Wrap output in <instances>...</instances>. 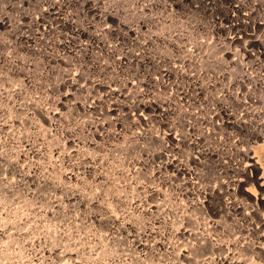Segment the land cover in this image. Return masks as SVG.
<instances>
[{
    "label": "rangeland",
    "instance_id": "obj_1",
    "mask_svg": "<svg viewBox=\"0 0 264 264\" xmlns=\"http://www.w3.org/2000/svg\"><path fill=\"white\" fill-rule=\"evenodd\" d=\"M178 2L213 46L232 2L264 33V0ZM89 22L77 0H0V264H264L262 138L234 139L224 64L174 77Z\"/></svg>",
    "mask_w": 264,
    "mask_h": 264
},
{
    "label": "built area",
    "instance_id": "obj_2",
    "mask_svg": "<svg viewBox=\"0 0 264 264\" xmlns=\"http://www.w3.org/2000/svg\"><path fill=\"white\" fill-rule=\"evenodd\" d=\"M181 0H77L83 15L94 22L85 27H103L122 31L130 43L156 47L157 62L172 63L174 77H193L196 66L224 64L221 71L225 94L234 95L236 111L226 106V120L235 126L234 139L255 143L264 137V33L256 32L237 3L232 2L224 15H216L212 30L220 43L207 40L206 24L177 8ZM215 25V23H214ZM208 30V29H207ZM210 39V38H209ZM216 48V50H215ZM225 55V56H223ZM185 65V66H183ZM203 68V67H202ZM53 93L52 101L61 98ZM234 158L238 178L251 174L242 164L243 149Z\"/></svg>",
    "mask_w": 264,
    "mask_h": 264
},
{
    "label": "bare ground",
    "instance_id": "obj_3",
    "mask_svg": "<svg viewBox=\"0 0 264 264\" xmlns=\"http://www.w3.org/2000/svg\"><path fill=\"white\" fill-rule=\"evenodd\" d=\"M252 148V147H251ZM252 150H253V148H252ZM255 150V149H254ZM253 150V151H254ZM256 153H258V154H255V155H253V156H256L257 157V160L256 161H254V162H252V163H250V165L251 164H254V163H257V164H259V167L261 168V169H264V137H262V140H261V142L259 143V145L256 147ZM264 174V173H263ZM262 178L264 179V175L262 176ZM260 185H264V181L260 184ZM249 189H247V191H248ZM252 193V192H251ZM252 194H255V191H254V193H252Z\"/></svg>",
    "mask_w": 264,
    "mask_h": 264
}]
</instances>
